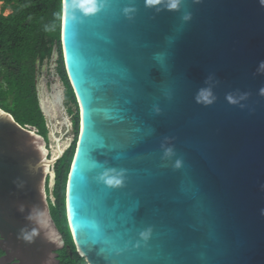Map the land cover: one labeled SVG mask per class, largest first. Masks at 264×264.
<instances>
[{
    "label": "water",
    "instance_id": "95a60500",
    "mask_svg": "<svg viewBox=\"0 0 264 264\" xmlns=\"http://www.w3.org/2000/svg\"><path fill=\"white\" fill-rule=\"evenodd\" d=\"M62 1L76 251L87 264H264V3ZM45 143L0 107V251L20 264H56L65 246L46 196L62 152L48 159Z\"/></svg>",
    "mask_w": 264,
    "mask_h": 264
},
{
    "label": "trees",
    "instance_id": "16d2710c",
    "mask_svg": "<svg viewBox=\"0 0 264 264\" xmlns=\"http://www.w3.org/2000/svg\"><path fill=\"white\" fill-rule=\"evenodd\" d=\"M11 1L6 0L4 9ZM16 1L10 15L0 14V107L13 115L20 125L35 127L41 136L48 137V119L42 112L36 89V62L50 58L54 43H58L61 54L59 74L65 83L67 105L70 113L76 115L74 123L80 132L79 104L65 69L60 43L63 1ZM76 149L77 143L57 162L54 215L71 249L69 253L64 252L66 264H87L76 251L66 209V186ZM70 251L73 257H70Z\"/></svg>",
    "mask_w": 264,
    "mask_h": 264
},
{
    "label": "rangeland",
    "instance_id": "374dc122",
    "mask_svg": "<svg viewBox=\"0 0 264 264\" xmlns=\"http://www.w3.org/2000/svg\"><path fill=\"white\" fill-rule=\"evenodd\" d=\"M1 6V4H0ZM9 10L5 15L9 14ZM55 56V62L52 65L45 63L40 69V77L38 78V96L43 114L48 119L49 134L45 139V147L48 153V159L59 157V151H62V157L72 148L76 147L79 136L75 126V113H70L66 101L65 83L60 74H58V65L60 54ZM80 126V124H79ZM58 165L54 164L49 170L47 179H50L49 189L52 202H56L55 196L52 193L56 179V169ZM67 188V186H66ZM46 196H47V181H46ZM49 204V196H47ZM69 250H71L69 248ZM80 256L81 254L77 252ZM82 257V256H81Z\"/></svg>",
    "mask_w": 264,
    "mask_h": 264
},
{
    "label": "flooded vegetation",
    "instance_id": "af4514ba",
    "mask_svg": "<svg viewBox=\"0 0 264 264\" xmlns=\"http://www.w3.org/2000/svg\"><path fill=\"white\" fill-rule=\"evenodd\" d=\"M21 1L24 3V2H27L29 0H21ZM0 4H1V6H0V14H3L4 16H8V15H10L13 12V7L12 6L16 5L17 4V1L16 0L11 1L8 4V7H6L5 9H4V7L7 4L6 3V0H0ZM7 10H9L10 12H9L8 15H5V12ZM61 49H62V47H61ZM57 53L60 54V52H59V46H58V43H54L52 55L50 56V58L45 59L43 62H41L39 59L37 60V62H36V74H35L37 93H38V86L37 85H38V81H39L38 78L40 77V74H39L40 69H41V67L44 66L45 63H49V65H52L53 61L55 62L54 57L55 56H58ZM60 57H61V54H60ZM60 60H61V58H60ZM60 60H58V62H59V65H58V68H57L58 69V74H59V68H60V64H61L60 63ZM61 78H62V76H61ZM62 80H63V78H62ZM38 98H39V96H38ZM39 102H40V99H39ZM40 107H41V105H40ZM57 170H58V167L56 169V179H55L54 188L52 190V193L55 196V200H56L55 187H56V182H57ZM49 182H50V179H47V196H49V206H50L51 216H52L55 224H57L56 226L59 229L61 235L63 236V240L65 241L64 248L61 249V250H59V251H57L58 256L56 257L55 263L56 264H66L67 263V261H66V257L67 256L64 254V252H68L69 253V248L70 247H68V245L66 244V236L61 231V229L58 227V222H57V219H56V217L54 215L55 214L54 206L56 205V202H52L51 201V198H50V189H49ZM70 257H73V254H72L71 251H70ZM0 264H20V262H18L16 259L13 261V259H11V258H9V257L6 256V253L0 251Z\"/></svg>",
    "mask_w": 264,
    "mask_h": 264
},
{
    "label": "snow or ice",
    "instance_id": "6c2138e0",
    "mask_svg": "<svg viewBox=\"0 0 264 264\" xmlns=\"http://www.w3.org/2000/svg\"><path fill=\"white\" fill-rule=\"evenodd\" d=\"M140 2L143 3V0H140ZM177 2H178V0H173V2L171 3V7L176 8V7H177ZM117 7H118L117 4H113V5H112V9H113V10H115ZM105 14H107V13H102V15H105ZM169 155H171V153H169ZM109 190H112V189H109ZM107 202H108V201H106V203H107ZM147 234H148V233H145V236H146V237H147Z\"/></svg>",
    "mask_w": 264,
    "mask_h": 264
},
{
    "label": "clouds",
    "instance_id": "9594fccd",
    "mask_svg": "<svg viewBox=\"0 0 264 264\" xmlns=\"http://www.w3.org/2000/svg\"><path fill=\"white\" fill-rule=\"evenodd\" d=\"M261 2L262 3H264V0H261ZM128 11H130L129 9H125V12L127 13ZM101 179L103 180L104 178L103 177H101ZM108 185H118L119 183H120V181L119 180H113V179H107L106 181H105ZM142 235H144V234H142ZM145 238H147L146 236H145Z\"/></svg>",
    "mask_w": 264,
    "mask_h": 264
},
{
    "label": "bare ground",
    "instance_id": "6f19581e",
    "mask_svg": "<svg viewBox=\"0 0 264 264\" xmlns=\"http://www.w3.org/2000/svg\"><path fill=\"white\" fill-rule=\"evenodd\" d=\"M62 152V151H61ZM59 153H60V151H59ZM79 253H80V251H79Z\"/></svg>",
    "mask_w": 264,
    "mask_h": 264
}]
</instances>
